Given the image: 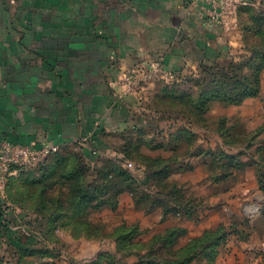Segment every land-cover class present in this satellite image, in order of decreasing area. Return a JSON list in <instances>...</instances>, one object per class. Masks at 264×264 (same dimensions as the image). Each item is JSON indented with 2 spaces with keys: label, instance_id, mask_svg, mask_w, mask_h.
<instances>
[{
  "label": "rangeland",
  "instance_id": "374dc122",
  "mask_svg": "<svg viewBox=\"0 0 264 264\" xmlns=\"http://www.w3.org/2000/svg\"><path fill=\"white\" fill-rule=\"evenodd\" d=\"M242 35L240 71H225L228 61L215 69L193 61L175 70L157 58L134 63L125 76L129 99L117 90L113 95L115 106L125 107L110 110L127 117L122 129L103 122L97 140L59 146L21 166L23 175L8 174L1 198L25 215L1 224L0 264L264 260V65L245 66L252 53L244 36L252 46L258 37ZM242 73L258 75L257 92L229 101L223 93L230 85L222 82ZM122 170L131 172L133 186L117 176ZM83 173L89 190L108 181L116 186L99 200L78 202L70 184ZM13 175L21 189L10 191Z\"/></svg>",
  "mask_w": 264,
  "mask_h": 264
},
{
  "label": "crops",
  "instance_id": "0c3cea01",
  "mask_svg": "<svg viewBox=\"0 0 264 264\" xmlns=\"http://www.w3.org/2000/svg\"><path fill=\"white\" fill-rule=\"evenodd\" d=\"M246 5L264 11V0H0V139L73 146L97 140L103 122L122 129L127 117L110 110L125 107L113 95L129 99L134 63L238 58ZM3 189L5 228L25 213Z\"/></svg>",
  "mask_w": 264,
  "mask_h": 264
},
{
  "label": "trees",
  "instance_id": "16d2710c",
  "mask_svg": "<svg viewBox=\"0 0 264 264\" xmlns=\"http://www.w3.org/2000/svg\"><path fill=\"white\" fill-rule=\"evenodd\" d=\"M240 15H241V19H242V30L246 32V34L248 33V35L250 36V34H254L258 37V41L255 45H250L247 43L246 41V35L244 36V43H245V49L249 50L252 54L249 56V59L247 60V63L245 66H252L254 63L258 62L260 64V66L262 67V65H264V11L261 8H257L253 5H246L241 7L240 9ZM240 56V55H239ZM238 56V58H232L230 60H228L229 62V69L227 70L225 68V71L230 72L231 70H233L232 72H236L240 71V64L242 63V60L240 59V57ZM214 64V65H213ZM213 64H208L210 69H215L214 66H218L220 65V63L215 62ZM222 66V64H221ZM236 70H235V69ZM256 72H259L258 70ZM234 79V80H233ZM224 85H230L229 88L232 89H226L225 92L223 93V95L229 100V101H242L244 98L251 96L253 94H255L257 92V86L259 84V79H258V75L254 76L253 78H250L249 75H246L244 73H242V77H227V79H225L222 82ZM241 84L244 85V88H241ZM150 166V165H149ZM21 166H13L12 167V171H17L19 172V174H24V170L22 168H20ZM42 169V165L40 164L39 166ZM86 170V169H85ZM44 173V170L42 171ZM85 173H83L82 176V180L79 182L73 181L75 182L77 185H75L74 183H71L70 186H73V190L76 191L75 194V198L78 200V202H88V201H94V200H99L101 199L102 195L107 193L108 189L110 187H115L116 183L115 181H108V182H104L102 185H100L99 187H94L93 189L89 190V188L91 187V184L88 182L87 183V177L84 176ZM19 175V176H22ZM18 176V177H19ZM118 177L123 178L125 184L124 186L126 187H130V185H132V183L134 184L136 182V180L132 177L131 172L127 171V170H122L120 172H118ZM115 176V177H117ZM16 176H10L7 186L8 189H10V191H12L15 188H17V182H16ZM43 179V178H42ZM85 179L86 183L85 185L83 184V180ZM30 180H28L29 182ZM38 182V179L33 180V184ZM133 186V185H132ZM49 186H47V184L43 185V188H47ZM20 188V187H18ZM17 188V189H18ZM66 188V187H65ZM21 189V188H20ZM132 191H134V188L131 189ZM19 192V190H18ZM119 194V193H118ZM117 194V196H118ZM10 195L13 197V193L11 192ZM63 194L62 192L58 194V199H57V203H59V205H61L62 207L65 205V201L63 198ZM99 198V199H98ZM107 200H112L111 198H106ZM19 200H23L21 198H15L14 201L19 202ZM105 201V200H103ZM116 204V202H114ZM162 203V202H160ZM44 220V219H43ZM44 224V222L42 223ZM1 227V224H0ZM189 261V259H187V262Z\"/></svg>",
  "mask_w": 264,
  "mask_h": 264
},
{
  "label": "built area",
  "instance_id": "2783aa9c",
  "mask_svg": "<svg viewBox=\"0 0 264 264\" xmlns=\"http://www.w3.org/2000/svg\"><path fill=\"white\" fill-rule=\"evenodd\" d=\"M58 147L57 145H46L37 148L5 138L0 139V181L4 182L8 174L14 173L13 166H23L31 161L42 159Z\"/></svg>",
  "mask_w": 264,
  "mask_h": 264
}]
</instances>
